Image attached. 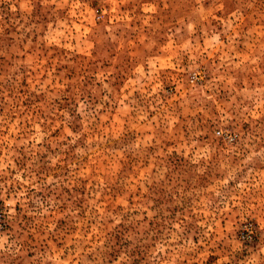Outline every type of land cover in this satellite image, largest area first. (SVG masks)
I'll return each mask as SVG.
<instances>
[{
  "label": "rangeland",
  "instance_id": "obj_1",
  "mask_svg": "<svg viewBox=\"0 0 264 264\" xmlns=\"http://www.w3.org/2000/svg\"><path fill=\"white\" fill-rule=\"evenodd\" d=\"M0 264H264V0H0Z\"/></svg>",
  "mask_w": 264,
  "mask_h": 264
},
{
  "label": "built area",
  "instance_id": "obj_2",
  "mask_svg": "<svg viewBox=\"0 0 264 264\" xmlns=\"http://www.w3.org/2000/svg\"><path fill=\"white\" fill-rule=\"evenodd\" d=\"M239 238H240L241 240H243V241H247V240L250 239V235H249V233H247V232H240V233H239Z\"/></svg>",
  "mask_w": 264,
  "mask_h": 264
}]
</instances>
